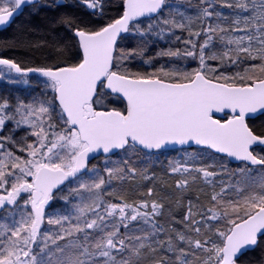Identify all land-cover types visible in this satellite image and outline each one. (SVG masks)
<instances>
[{"label": "snow or ice", "instance_id": "obj_1", "mask_svg": "<svg viewBox=\"0 0 264 264\" xmlns=\"http://www.w3.org/2000/svg\"><path fill=\"white\" fill-rule=\"evenodd\" d=\"M25 12L0 264H264V0H0V33Z\"/></svg>", "mask_w": 264, "mask_h": 264}, {"label": "trees", "instance_id": "obj_2", "mask_svg": "<svg viewBox=\"0 0 264 264\" xmlns=\"http://www.w3.org/2000/svg\"><path fill=\"white\" fill-rule=\"evenodd\" d=\"M42 18H43L42 15L40 17H32L29 15L28 12H25L23 15H20L19 17L16 18L15 22L11 25V28L8 29L7 33H0V35H3V34L10 35V34H12V32L16 29V27L18 25L37 23ZM4 87H6V85H4L3 83H0V90H2ZM257 123H259V122H257Z\"/></svg>", "mask_w": 264, "mask_h": 264}, {"label": "water", "instance_id": "obj_3", "mask_svg": "<svg viewBox=\"0 0 264 264\" xmlns=\"http://www.w3.org/2000/svg\"><path fill=\"white\" fill-rule=\"evenodd\" d=\"M19 17V16H18Z\"/></svg>", "mask_w": 264, "mask_h": 264}]
</instances>
